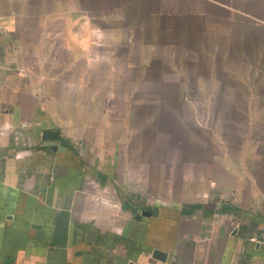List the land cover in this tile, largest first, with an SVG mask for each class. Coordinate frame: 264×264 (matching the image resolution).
I'll return each instance as SVG.
<instances>
[{"label": "crops", "instance_id": "0c3cea01", "mask_svg": "<svg viewBox=\"0 0 264 264\" xmlns=\"http://www.w3.org/2000/svg\"><path fill=\"white\" fill-rule=\"evenodd\" d=\"M136 1L0 0V264H162L155 248L165 264H264V163L262 175L250 173V144L237 161L195 135L181 147L207 158L178 164L220 173H184L176 194L170 160L165 175L150 171L153 129L139 143L129 110L112 117L114 88L138 79L122 80L112 45L121 32L93 25L115 11L90 8ZM172 2L238 11L229 0ZM244 104L246 118L264 122V97L262 109ZM53 129L55 140L44 135Z\"/></svg>", "mask_w": 264, "mask_h": 264}, {"label": "rangeland", "instance_id": "374dc122", "mask_svg": "<svg viewBox=\"0 0 264 264\" xmlns=\"http://www.w3.org/2000/svg\"><path fill=\"white\" fill-rule=\"evenodd\" d=\"M138 2L135 7L134 3L130 7V3L90 9L97 17L99 10L115 11L105 18H96L93 25H101L108 32H121L123 38L117 44L112 39V45L116 46L115 60L120 68L123 66V82L133 76L138 79V86L114 88L116 99L111 113L119 121V116L126 119L127 110L131 112L127 123L139 126V143L145 144L148 128L153 129L152 137L158 145L150 153L159 161L150 171L157 177L165 175L170 160L174 164L171 175L176 194L184 173L219 174V168L206 163L200 168L178 164L179 158H207L205 152L194 151L192 143H188L185 151L181 147L185 142H193L197 135L204 143L222 144L229 158L237 161L242 158V148L250 144L247 154L250 173L262 175V113L249 119L242 110L245 99L251 102L252 110L262 109L264 28L251 21L264 18V0H229L238 9L233 15L212 8L197 12L202 7L193 3ZM167 2L171 3L165 5ZM240 11L256 19L248 20ZM51 44L48 41L42 48ZM127 60L136 62L135 71L125 70ZM135 155L139 163L142 151ZM144 170L139 171L145 175ZM155 187L158 190L159 185Z\"/></svg>", "mask_w": 264, "mask_h": 264}, {"label": "water", "instance_id": "95a60500", "mask_svg": "<svg viewBox=\"0 0 264 264\" xmlns=\"http://www.w3.org/2000/svg\"><path fill=\"white\" fill-rule=\"evenodd\" d=\"M44 135H45L46 137H48V138H52V139H54V140L57 139V136H58V134H57V130H55V129H53V130H45ZM152 255H153L155 258L161 260L162 264H165L166 253H165L164 251L155 248V249L153 250ZM170 264H176V262H172V263H170Z\"/></svg>", "mask_w": 264, "mask_h": 264}, {"label": "trees", "instance_id": "16d2710c", "mask_svg": "<svg viewBox=\"0 0 264 264\" xmlns=\"http://www.w3.org/2000/svg\"><path fill=\"white\" fill-rule=\"evenodd\" d=\"M153 1H156V0H153ZM170 1H177V2H179L180 0H170ZM219 1H222V0H219ZM248 9V8H247ZM249 11V10H248ZM248 20H252V19H250V18H248ZM251 22H253L255 25H257V26H260V27H262V28H264V24H262V22L261 21H251Z\"/></svg>", "mask_w": 264, "mask_h": 264}]
</instances>
